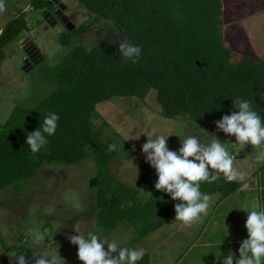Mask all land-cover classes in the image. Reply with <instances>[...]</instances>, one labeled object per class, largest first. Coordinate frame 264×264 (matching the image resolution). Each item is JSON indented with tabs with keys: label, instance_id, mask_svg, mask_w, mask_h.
<instances>
[{
	"label": "trees",
	"instance_id": "obj_1",
	"mask_svg": "<svg viewBox=\"0 0 264 264\" xmlns=\"http://www.w3.org/2000/svg\"><path fill=\"white\" fill-rule=\"evenodd\" d=\"M88 18L76 29L85 33L101 20L116 24L132 46H139L137 62L125 61L118 49L102 43L90 49L76 46L51 68L53 90L31 108L16 106L0 124V190L23 187L43 165H75L92 155L96 173L88 181L94 190L95 227L110 231L139 210V191L116 180L109 170L114 139L95 127V107L111 98L143 100L155 92L159 114L184 116L200 127L230 115L237 98L251 102L264 121V60L244 56L232 62L223 37V0H77ZM33 10L54 12L48 0H30ZM27 30L22 14L0 31V63L4 48ZM75 30V29H74ZM61 43L68 44L65 37ZM60 119L48 144L33 155L27 135L40 128L48 113ZM140 188L155 192V169L142 165ZM241 183L220 179L202 182L200 190L223 199ZM129 204L131 206H129ZM24 255L33 264L41 256Z\"/></svg>",
	"mask_w": 264,
	"mask_h": 264
},
{
	"label": "rangeland",
	"instance_id": "obj_2",
	"mask_svg": "<svg viewBox=\"0 0 264 264\" xmlns=\"http://www.w3.org/2000/svg\"><path fill=\"white\" fill-rule=\"evenodd\" d=\"M60 2L65 7L63 15L75 27L73 31H69L58 17L50 24L43 22L44 10H33L30 0H5L6 11L0 13V28L22 14L27 30L21 34L20 40L4 48L0 63V124L6 121L14 107L31 108L53 90L51 68L76 46L90 49L94 44L102 43L119 50L120 42L130 44L122 30L108 20L99 21L85 33L76 32L88 18V11L77 0ZM263 9L264 0H223L222 34L232 62L244 56H250L253 61L264 60V13H259ZM242 15L246 17L241 18ZM237 29L240 33L236 32ZM62 37L68 40V44L61 43ZM26 38L35 44L42 57V61L30 65L28 71L23 70L26 55L19 44ZM95 110L98 117L93 120L94 126L99 127L104 122V134L116 143V154L109 162L111 174L139 191V210L132 214L128 224L124 222L116 230L96 228L92 231L100 234L102 239H115L120 246L133 238L128 227L139 237L153 226L175 217L177 202L167 193L155 190L150 195L140 188L142 165L150 166L142 153V145L153 129L157 135L168 137L167 145L172 151H178L181 140L187 136H196L201 142L210 143L214 135L222 143H236L234 136L218 131L215 122L200 127L184 116L175 119L162 117L154 91L143 100L114 97L98 103ZM226 147L235 158L234 167L249 174L252 185L264 187V163L255 162L258 150L251 145L244 149L231 144ZM95 173L89 152L78 164L43 165L33 178L24 182L23 187L0 190V264H15L16 258L24 255V249L30 248H45L44 252L50 255L58 253L62 259L60 264H81L77 257L78 248L68 237L76 235V231L87 235L92 229H87V222L96 210L94 190L89 188L88 181ZM179 252L181 254L182 248H173V254Z\"/></svg>",
	"mask_w": 264,
	"mask_h": 264
},
{
	"label": "clouds",
	"instance_id": "obj_3",
	"mask_svg": "<svg viewBox=\"0 0 264 264\" xmlns=\"http://www.w3.org/2000/svg\"><path fill=\"white\" fill-rule=\"evenodd\" d=\"M5 11V0H0V13ZM119 51L125 61L135 63L141 48L123 41L119 43ZM233 107L236 111L223 116L215 124L218 131L234 136L235 144L222 143L214 135L210 143H203L196 136H187L181 140L179 150L172 151L167 145L168 137L157 135L153 129L147 136V142L142 145L146 163L155 169L157 175L155 189L167 193L177 202L175 222H180L184 227H191L208 214L213 196L201 192L202 182L213 183L222 177L229 182L246 179L247 173L234 167L235 158L226 144L240 149L251 145L258 150L255 162L264 163V121L249 101L237 98L233 101ZM59 119L58 114L50 112L40 128L27 135L26 144L33 155L48 144L47 137L55 134ZM108 150L115 151L116 144H110ZM246 213L248 238L240 243L239 258L229 252L223 264H264V210H257L253 206ZM76 233L68 240L77 246V257L81 264H137L146 254L143 248L121 247L115 239H102L92 232L87 235ZM61 260L58 253L50 256L45 252L33 264H60ZM15 264H29V260L25 255H19Z\"/></svg>",
	"mask_w": 264,
	"mask_h": 264
},
{
	"label": "crops",
	"instance_id": "obj_4",
	"mask_svg": "<svg viewBox=\"0 0 264 264\" xmlns=\"http://www.w3.org/2000/svg\"><path fill=\"white\" fill-rule=\"evenodd\" d=\"M259 11L260 14L264 13ZM244 17L246 15L241 16ZM241 30L243 33L244 30ZM236 32L240 33L238 29ZM248 175L243 181L236 180L241 183L240 187L223 199L217 193L201 189L202 193L212 195L213 201L207 216H202L201 221L191 227L175 222V217L153 226L139 237L133 235L134 231L128 227L133 238L131 242L125 240L121 247L145 249V256L137 264H223V259L229 252L239 258L240 243L248 238L245 228L246 212L253 206L257 210H264V187L252 185ZM87 229H91L90 232L97 230L94 216L87 222ZM188 231L191 234H187ZM173 248H182L181 254H173ZM32 250L39 254L45 253V248Z\"/></svg>",
	"mask_w": 264,
	"mask_h": 264
},
{
	"label": "water",
	"instance_id": "obj_5",
	"mask_svg": "<svg viewBox=\"0 0 264 264\" xmlns=\"http://www.w3.org/2000/svg\"><path fill=\"white\" fill-rule=\"evenodd\" d=\"M60 1L61 0H48V4H54L57 7V9L55 10L54 14L51 13L50 11L44 10L42 13L43 22H45L46 24H50L55 17H58L69 31H73L75 27L63 15V11L65 7L61 4ZM19 44L26 55L23 66L24 71H28L29 69H31L30 65L31 66L37 65L42 61L41 54L39 53L35 44L30 39L26 38L23 41H20Z\"/></svg>",
	"mask_w": 264,
	"mask_h": 264
},
{
	"label": "flooded vegetation",
	"instance_id": "obj_6",
	"mask_svg": "<svg viewBox=\"0 0 264 264\" xmlns=\"http://www.w3.org/2000/svg\"><path fill=\"white\" fill-rule=\"evenodd\" d=\"M55 7H56V6H55ZM56 9H57V7H56ZM54 12H55V11H54ZM54 12H53V13H54Z\"/></svg>",
	"mask_w": 264,
	"mask_h": 264
}]
</instances>
